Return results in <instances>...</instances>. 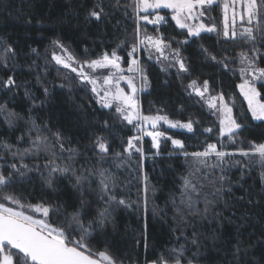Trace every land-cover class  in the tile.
<instances>
[{
    "label": "trees",
    "instance_id": "obj_1",
    "mask_svg": "<svg viewBox=\"0 0 264 264\" xmlns=\"http://www.w3.org/2000/svg\"><path fill=\"white\" fill-rule=\"evenodd\" d=\"M98 4L103 8L100 19L89 15L91 10L99 11ZM163 15L166 19L161 24L144 25L151 33L172 41L188 71L165 73L144 59L147 89L142 96L143 110L150 113L159 109L172 119L191 121L192 130L163 128L166 137L159 149L147 137L145 154L133 150L129 158L124 148L129 138L138 134L137 124L122 120L113 108L101 107L89 85L60 67L49 48L58 40L80 59H97L115 49L126 60L136 42L133 0H0V56L7 45L14 50L9 59L0 60V105L7 110L0 112V142L15 145L11 151L32 148L31 140L37 135L34 122L50 141H55L53 133L60 132L66 138L65 148L77 150L73 168L77 174L89 176L83 184V196L72 187L75 180L69 179L70 173L56 174L54 187L49 188L45 183L49 169L44 167L49 153L41 151L25 156L23 162L33 170L23 177L14 176L13 190L28 203L58 205L57 223L65 214L70 216L80 209L85 226L93 222L85 239L87 247L93 253L107 251L116 264L163 263L165 259L171 264L177 255L173 250L181 246L182 264L189 260L193 264H264V164L258 163V154L235 153L240 158L239 166L226 172L233 182L215 197L200 196L193 209L181 203L187 162L193 158L186 157L184 151L203 152L208 144L222 149V141L228 142L226 150L251 151L254 145L264 143V120L252 117L238 87L242 81L241 53L264 68V19H257L253 25L256 40L249 41L246 35L225 37L218 16L215 31L188 37L171 17ZM185 40L188 42L182 43ZM10 76L15 85L8 90L3 82ZM192 78L207 81L232 107L234 118L241 124L232 138L220 140L219 123L204 101L185 87ZM256 87L264 98V79ZM7 112L18 114L12 126L5 121ZM208 128L212 131H205ZM97 135L110 144L103 160L96 154L98 149L93 150ZM21 136L23 141L18 140ZM167 137L181 140L185 148L174 146ZM11 151L0 143V156L4 157L0 159V171H13L8 167L11 163L19 166ZM53 151L56 163L68 162L67 151L61 152L58 145ZM89 169L95 174L90 175ZM101 170L114 179L113 191L118 199L126 201L125 205L106 204L99 198ZM206 205V214H193L195 209L203 212ZM105 208L109 214L101 226L98 214ZM30 214L41 218L40 213ZM74 238H79L78 228ZM238 241L243 242L239 253Z\"/></svg>",
    "mask_w": 264,
    "mask_h": 264
},
{
    "label": "snow or ice",
    "instance_id": "obj_2",
    "mask_svg": "<svg viewBox=\"0 0 264 264\" xmlns=\"http://www.w3.org/2000/svg\"><path fill=\"white\" fill-rule=\"evenodd\" d=\"M246 4V12L248 16V23L251 24L254 19H264V0H261V5L258 6L257 0H244ZM215 0H133L134 10L137 12L138 18L140 20L146 21L150 24H158L165 20V17L160 15L157 11L158 9H171L173 12L172 19L176 22V25L181 29H187V36H199L201 31L212 32L215 31V25L211 27H206L203 23L191 24L189 21L199 19V17L204 16L205 11L208 10ZM235 0H233V4ZM99 11L91 10L89 15L100 19L103 8L98 4L96 6ZM229 4H224L225 18H224V36H229V23L227 10ZM145 13V15L140 16L139 13ZM155 13L154 19H149V16ZM235 12L233 13L232 22L235 24ZM243 18V17H241ZM253 28H245L244 33L246 34V39L249 41H255L256 36L253 34ZM140 29H137L138 43L132 45L131 51L128 52L129 57H133L134 53L138 51L139 45H144L146 49L154 48L160 56L167 59L164 55L165 49L171 48L170 43H167L165 38L162 36H149L145 35L143 39H139ZM236 31L233 27L231 32V37H236ZM261 35L264 36V29L261 30ZM185 40L182 43H187ZM54 44L61 48H64L60 42L54 41ZM118 47H120L118 45ZM36 50L33 49V52ZM67 52V49L64 48ZM207 53V49L203 50ZM173 59L176 64L179 65V70L182 72H187L188 67L183 58L180 56L179 49H172ZM10 55H14V50L11 45H7L4 48V55L0 56V60L6 61L10 58ZM241 63L249 60L246 53H241ZM151 58V56L149 57ZM213 60L216 59L215 56L211 57ZM53 59L57 64H62L65 68H71L72 72H76L82 81L87 82L92 86L91 91L95 93L96 102L103 108H113L115 113L118 114L119 118L132 124L133 121H137V130L145 135L152 138L153 147L159 149L160 143L159 138L165 136L164 132L154 130L147 131L142 125L151 124L152 129L157 128L158 121H165L170 127L176 128H186L189 131L192 130V122L181 123L180 121H171L167 116H145L139 111V104L136 97L137 88L134 83L135 77H126L123 75L124 69L121 67L120 60L121 57L117 55L115 49L111 53H103L97 59L85 60L83 63L76 61L71 55L67 57V60L58 55H53ZM72 61L77 63L79 67H72L68 62ZM227 67V65H225ZM85 67L95 72L97 69H113L108 75L103 76L102 83H99V78L89 74L85 71ZM128 72L137 73L140 75L141 79L146 80L144 76V69L141 66L138 59L133 58L128 66ZM242 75H251L252 81L244 79L243 83L239 85L240 91L247 101L248 109L251 111L252 117L257 120H264V98H261V93L257 91L254 86V81L257 79H264V68H259L255 66V59H252L248 63L247 67H242L240 69ZM258 74V75H257ZM124 80L127 83V87L130 92H126L124 88L120 87V81ZM15 85V80L10 76L6 81L3 82V87L11 90V87ZM188 87L193 88L198 95L204 96L205 92L208 91V82L204 81L203 91L200 87H197V81L193 80ZM48 90L45 89V94ZM102 93V94H101ZM217 101H219L220 107L217 108ZM209 106L213 109L222 113V118L220 119V135H228L232 138L235 130L241 128V124L237 123L236 119L232 116V108L224 102L223 94H218L217 96H212L208 100ZM6 107L0 105V112H6ZM18 114L13 112H7L5 116V121L12 126L13 120L17 119ZM108 122H104V127L107 128ZM43 127H47L44 125ZM33 128L36 130L35 139L31 140L32 148H26L20 150L16 148L15 151H11L15 148V145H9L6 142L3 143V147L11 151L13 157L18 158L19 166L17 163H11L10 167L13 171H7V169L0 171V264H116V261L107 253V251H100L98 253H93L85 243V239L89 236L90 230L93 229V222H89L87 227L85 226L81 210L77 209L69 215L65 214L64 219L57 223L59 219L60 212L58 205H45L31 204L24 200L21 196L17 195L13 190V180L14 176L19 175L23 177L26 171H32L27 164H25V156L44 151L49 153L47 162L44 167L48 168V176L45 180L46 185L49 188L54 187V177L56 174L61 176H71L69 179L74 177L75 182L72 187L80 192L83 196V184L85 181H89L88 175L77 174L76 170L72 166V161L76 154V149L72 147L65 148L64 140L65 137L62 136L60 132L53 133L55 141H50L48 136L41 135V126L36 125L33 122ZM205 131L211 132L212 129L208 128ZM24 137L21 136L18 140L23 141ZM142 136H134L129 138L127 141V147L124 148V152L128 154L131 158L133 150L137 153L143 155V149L134 141H139ZM171 140V143L180 148L184 149V143L179 139H172V137H167ZM58 145L61 152L67 151L69 153L66 163L58 164L56 163L57 156L53 151V148ZM97 155L103 160L105 156L110 152V144L107 139L102 135H97L93 141V150H97ZM252 154H258L261 160L264 161V143L254 145L251 149ZM186 157L192 156L195 158V163L206 164L207 158L215 155L218 160H223L230 153L224 151H218L215 144H208L203 152H193L188 153L184 151L183 153ZM241 154L248 156L249 152L241 150ZM116 156H122L123 153H115ZM0 159H4L0 156ZM36 170H39L37 166ZM199 171V169H196ZM89 174H95L92 169L88 170ZM106 170H101L99 175L100 180V193L99 198L104 200L106 204H111L115 202L118 205H125L126 201L124 199H118L117 195L113 191L114 179L110 175H106ZM189 175H194L190 173ZM146 179V177H145ZM221 180L225 177L221 176ZM147 190V189H146ZM220 191V189H217ZM193 194L199 195V191L194 183L187 177L184 178L183 189L181 191V203L185 204L189 209L194 207V197ZM184 197H187L184 199ZM83 204V201H82ZM10 205H14L10 206ZM209 211L207 205L205 206L203 212L199 209L193 211L194 215H204ZM30 213H40L41 218H36ZM108 209L105 208L104 211L98 214V222L101 226H104V222L108 216ZM55 216L57 219H52ZM183 219V217H181ZM77 227H73V226ZM147 227V225H145ZM79 229V238H74V234ZM196 233H193L195 236ZM197 241L194 239L193 244ZM242 241H238L236 245V252L241 251L240 245ZM177 253L174 259V264H182L184 248L181 246L179 250L174 249ZM163 264H168V260H163ZM188 264H193L192 260L188 261Z\"/></svg>",
    "mask_w": 264,
    "mask_h": 264
},
{
    "label": "rangeland",
    "instance_id": "obj_3",
    "mask_svg": "<svg viewBox=\"0 0 264 264\" xmlns=\"http://www.w3.org/2000/svg\"><path fill=\"white\" fill-rule=\"evenodd\" d=\"M231 2H232L231 0H215L216 4H213L210 8H208V10L205 11L204 16L199 17V19L189 21V23H191V24L203 23L206 27H211V26L215 25V28L217 29L218 27L216 25V19L218 16V18L220 17V29L222 30V32L224 34V18H225L224 4L228 3L229 8L227 10V16H228V23H229V31L231 33L232 29L234 27L235 31H237V35H242V33H244L245 28H253V25L255 24L257 19H254L251 24L248 23L246 4H245L244 0H235V6L234 7H233V4H231ZM257 4H259V0H257ZM157 11L162 16H164L163 14L165 13L166 15H168V17L172 18L173 12L171 9L162 8V9H158ZM234 12H235L236 16H235V24L233 25L232 18H233ZM139 15L143 16V15H145V13L141 12V13H139ZM136 16H137V29H138V27L140 29L139 39H143V37L145 35L154 36V37L155 36H162L164 38V36L162 34L151 33L149 31V29L146 27L147 25H144V24H149V25H152V24L147 23L146 21L140 20L138 18L137 12H136ZM241 17H243V18H241ZM154 18H155V13H153L152 15L149 16V19H154ZM165 19H166V17H165ZM162 22H160L158 24H161ZM242 22H246V25L244 26ZM175 24H176V22H175ZM142 25H144V27ZM137 29H136V35H135L136 36V42L135 43H138ZM184 31L187 33V29H184ZM202 32H206V31H201V33ZM244 35H246V34H244ZM165 40L167 43H170V45H171V48L165 49V51H164V55L167 56V59H164V57L160 56V53H157L154 48H151L149 46V48L146 49L144 45H139L138 51L136 53H134V56L129 57L126 60H124L118 53H117V55H119L121 57L120 64H121V67L124 69L123 75L126 77H129V76L135 77L134 83H135L136 88L138 90L136 93V97H137L138 104H139V111L142 115H145V116H156V115L167 116L168 119L173 121V122L180 121L181 123H187L189 121L172 119L167 114L160 113L159 109H157L155 111H151L150 113H145L143 110V105H142V96H143V93H145V91L147 89L146 80L141 79L140 75L137 73H132V72L127 71L131 60L133 58H136L139 60L141 66L144 69V76L145 77H146V73H145L146 63L144 64V59H146L150 63L157 64L160 67V69L163 70L165 73H167L169 71L182 72L179 70V65L176 64L174 59H173L172 49H177V48L173 45L172 41L167 40V39H165ZM64 48H66V46H64ZM64 48H61L58 45H52L49 48V52L51 53L52 58H53V55L55 54V55L61 56L65 60H67V57L69 55H71L75 58L76 61H79L80 63H83L86 60V59H80V58L75 57L67 48H66L67 52H65ZM150 56H151V58H149ZM180 56H181V58H183L181 53H180ZM89 60H92V59H89ZM241 60H242V57L240 56L241 68L247 67L248 63L251 62L250 58L248 61H245L243 64L241 63ZM68 62L72 65V67H79V65L77 63H74L72 61H68ZM58 65L60 67L65 68L62 64H58ZM65 69L68 71H71V68H65ZM85 71L89 72V74H91V75L98 77L99 83H102L103 76L108 75L110 72H112L114 70L110 69V68L109 69H97L95 72H93L92 70L85 67ZM73 73L79 78V76L77 75L76 72H73ZM241 76H242V81L240 82V84L243 83L244 79H248L250 82H253L250 74L249 75H242L241 74ZM193 80L197 81V87H200L201 90L203 91L204 81H200L196 78H192L188 82H186V84H185L186 89L189 92L197 95L199 98H201V100L204 101L208 110L213 114L216 122L219 123V127H220V119L222 118V113L217 111V109L211 108L209 106V103H208V100L210 97L217 96L220 93L213 91L208 84V91L205 92L203 97H201L200 95L197 94V92L193 88L188 87V85ZM260 80H262V79H257L254 81L255 87H256L257 82ZM83 82H85V81H83ZM85 83H87V82H85ZM88 85L90 88H92V86L90 84H88ZM239 85H238V87H239ZM120 87L124 88V90L126 92H130V89L127 87L126 81L121 80L120 81ZM256 89H257V87H256ZM239 90H240V88H239ZM257 91H258V89H257ZM240 93H241V91H240ZM242 96H243V94H242ZM224 102L227 103V101L225 99H224ZM228 106L231 107L229 104H228ZM219 107H220V104H219V101H217V108H219ZM113 109H114V106H113ZM232 116L234 118L233 110H232ZM255 120H257V119H255ZM133 123L137 124L138 122L133 121ZM142 127H144L147 131L158 130L161 132H164L163 128L188 130L186 128H181V127H176V128L170 127L169 124L163 120L157 122V128L156 129H152L151 124H145V125H142ZM138 135L142 136V139L139 141H134V143L137 144V146L142 147V149H143V143H144L145 138L148 137L152 142V138L150 136L145 135L140 131H138V134L136 136H138ZM164 137H166V134H165V136L159 138V143L161 142V140ZM219 137H220V140L223 137H226V138L228 137V139H230L228 135L221 136L220 132H219ZM222 146H223V148H222L223 150L219 149L218 147H217V150L218 151H224L226 153L231 154V155L225 156L222 161L218 160L217 157H215V155H212L211 157L207 158L206 164L195 163L194 157L187 162L188 173L186 174L187 175L186 177L188 179H190L192 181V183H194L196 185V187L199 191L198 196L193 194L194 201L198 200L200 198V196H203V198L215 197V195L218 193L217 189L221 190V189H223V187H225L229 183L233 182L231 179L228 178L226 172L229 169H233V168H236L237 166H239L240 158L237 157L235 153L241 154V150L240 151L226 150L227 149L226 147L228 146L227 141H225V142L222 141ZM248 152L252 153L251 151H248ZM144 154L145 153L143 150V155ZM250 155H253V154H250ZM233 156H235L238 159L234 158ZM256 158H257L258 163L264 164V161L261 160V157L259 155H257ZM196 169H199V171H196ZM193 172H194V175H189L190 173H193ZM221 176H224L225 179L221 180L220 179ZM186 198L187 197H184V199H186ZM146 264H163V263L150 262V263H146ZM168 264H170V263H168ZM171 264H174V263H171Z\"/></svg>",
    "mask_w": 264,
    "mask_h": 264
},
{
    "label": "crops",
    "instance_id": "obj_4",
    "mask_svg": "<svg viewBox=\"0 0 264 264\" xmlns=\"http://www.w3.org/2000/svg\"><path fill=\"white\" fill-rule=\"evenodd\" d=\"M232 2H231V4H233V0H231ZM214 4H216V3H214ZM235 6V3L233 4V7ZM243 23V25L245 26L246 25V22H242ZM229 33H230V31H229ZM236 34H237V31H236ZM229 36H231V33L229 34Z\"/></svg>",
    "mask_w": 264,
    "mask_h": 264
}]
</instances>
